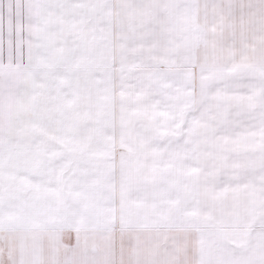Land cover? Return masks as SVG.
<instances>
[{"label":"snow or ice","instance_id":"1","mask_svg":"<svg viewBox=\"0 0 264 264\" xmlns=\"http://www.w3.org/2000/svg\"><path fill=\"white\" fill-rule=\"evenodd\" d=\"M0 264H264V0H0Z\"/></svg>","mask_w":264,"mask_h":264}]
</instances>
